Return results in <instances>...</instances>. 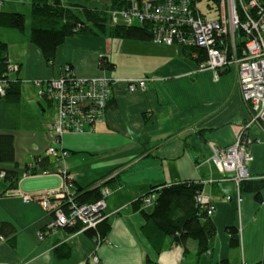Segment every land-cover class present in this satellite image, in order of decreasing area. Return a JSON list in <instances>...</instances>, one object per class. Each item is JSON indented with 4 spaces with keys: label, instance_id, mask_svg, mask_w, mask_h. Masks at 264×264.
Masks as SVG:
<instances>
[{
    "label": "crops",
    "instance_id": "1",
    "mask_svg": "<svg viewBox=\"0 0 264 264\" xmlns=\"http://www.w3.org/2000/svg\"><path fill=\"white\" fill-rule=\"evenodd\" d=\"M62 2L81 4L80 0ZM103 3L94 0L91 6ZM0 9L27 14L29 6L24 0H6ZM0 40L9 45L8 59L20 64L19 71L11 74L21 81L20 98L0 99V133L15 138L21 172L18 186L27 192L57 188L61 179L56 172L68 169L76 173L77 190L85 192L103 179L112 189L106 207L110 228L101 234L100 243L82 228L50 230L54 216L37 201L1 195L0 264H144L148 254L160 264H219L222 259L229 264H253L264 257V200L244 190L239 201L236 183L224 180L232 173H221L212 159V143L218 147L232 144L250 115L251 106L242 98L234 66L216 76L212 69L200 70L199 62L182 46L152 40L149 45L123 43L122 38L104 34L71 37L50 62L30 41L28 29L0 26ZM132 53L137 59H130ZM103 61L112 68L102 66ZM69 63L80 76L118 80L105 120L93 131L63 135L61 146L70 153L64 159L50 156L44 174L37 162L54 142L51 126L58 110L39 91ZM146 76L154 77L147 90H129L128 79ZM36 79L40 85L34 83ZM251 134L262 142L252 145L248 171L252 179L264 180V133L252 129ZM26 165L36 167L38 174L23 178ZM209 178L215 181L206 183ZM186 181H202L201 188L216 202L212 219L217 233L212 248L199 255L194 239L183 245L167 237L164 249L155 253L142 232L143 209L151 211L154 204L145 203L143 196L156 186ZM0 187L4 191L5 185ZM3 223L11 228L2 231ZM230 227L240 231L239 246L231 245Z\"/></svg>",
    "mask_w": 264,
    "mask_h": 264
},
{
    "label": "built area",
    "instance_id": "2",
    "mask_svg": "<svg viewBox=\"0 0 264 264\" xmlns=\"http://www.w3.org/2000/svg\"><path fill=\"white\" fill-rule=\"evenodd\" d=\"M202 3L206 9L202 8ZM213 11L217 13L216 18H210ZM111 16L113 23H149L154 42L205 50L192 54L195 58L204 57L205 60L199 62L200 70L212 69L218 76L229 66L236 68L238 88L243 100L250 103V115L232 144L218 147L212 143V159L221 172L239 171L238 185L242 180L252 178L246 162L253 159L252 145L262 142L261 137L251 134L252 127L258 125L264 133V0H128L127 7L112 10ZM19 68L18 62L7 59L6 71L0 77V98L6 97L7 87L15 80L11 74ZM104 77L80 76L71 64H64L60 75L49 79L40 89L39 94L53 102L58 110L51 126L55 138L47 149L49 156L66 158L69 151L61 146L64 134L90 132L105 120L115 81ZM152 80L154 77L151 76L130 78L128 88L145 91ZM34 83L40 85L41 81L36 79ZM56 174L61 179L57 188L27 192L17 187L8 194L20 196L25 201H37L51 212L54 219L50 230L80 223L84 230L94 228L96 241L102 242L99 224L108 216L107 197L112 193L106 179L95 184L100 186L98 199L81 203L77 201L76 173L62 169ZM34 175L30 168L23 178ZM0 176L4 177L5 171ZM155 198L153 192L144 197V202L154 204ZM237 198L242 199L239 186ZM195 199L197 206L213 217L216 202L212 195L201 188ZM94 259L99 261L97 256Z\"/></svg>",
    "mask_w": 264,
    "mask_h": 264
},
{
    "label": "trees",
    "instance_id": "3",
    "mask_svg": "<svg viewBox=\"0 0 264 264\" xmlns=\"http://www.w3.org/2000/svg\"><path fill=\"white\" fill-rule=\"evenodd\" d=\"M4 1L6 0H0V5ZM24 1L29 6L27 14L0 9V26L16 28L23 32L28 29L30 41L42 50L44 58L49 62L55 59L59 46L77 34L103 33L112 38L153 41L152 25L147 22L132 24L112 22L111 11L127 7L128 0H103L104 3L100 7L77 4V7H81L79 10L65 5L62 0ZM28 19L30 24L27 23ZM8 47L7 42L0 40V77L7 68ZM184 49H188L190 54L196 51L199 53L206 52L199 50L198 47ZM203 58L200 55L196 60L201 62L205 60ZM102 66L112 68V64L105 63V61L102 62ZM20 95L21 81L19 79L11 81L7 87L6 97L11 100H18ZM40 158L41 160L37 163L43 167V170H48L50 156L46 155ZM40 158L36 157L35 159ZM0 164L4 165L0 169V173L5 171V176H0V186L5 185L4 191H0L1 196L17 188L21 178V172L17 169L15 138L12 134L0 133ZM26 168V170L31 168L34 173L37 170L36 167L33 168L28 165ZM199 189H201V184L197 181H186L162 188L156 186L150 193L144 195L149 196L153 192L156 193L153 209L151 211L143 209L145 223L142 226V232L155 253H161L167 237H172L176 243L183 245L187 243L188 239H194L197 242L199 255L211 250L217 228L212 217L207 216L206 211L197 206L195 196ZM241 189L242 191L254 192L258 201L264 200L263 179H245L241 183ZM100 194V186L97 185L85 192L78 189L77 201L81 203L91 202L98 199ZM106 219L99 224V232L102 235L106 234L110 228ZM10 228L9 224L3 223L2 231ZM65 228L76 231L82 228V225L78 223L74 227ZM229 230L231 232V245L233 247L239 246L241 244L239 229L230 227ZM86 231L93 237L97 234L94 228L86 229ZM144 264L160 263L148 254ZM219 264H229V261L222 259ZM253 264H264V257Z\"/></svg>",
    "mask_w": 264,
    "mask_h": 264
},
{
    "label": "rangeland",
    "instance_id": "4",
    "mask_svg": "<svg viewBox=\"0 0 264 264\" xmlns=\"http://www.w3.org/2000/svg\"><path fill=\"white\" fill-rule=\"evenodd\" d=\"M94 0H80V2H81V5H85V6H90L91 4H92V2H93ZM3 6V5H2ZM69 6H72L73 8H75L76 10H79L81 7H77L78 5H72V3H69ZM202 8L203 9H206V5L204 4V3H202ZM1 8H6V6L4 5L3 7H1ZM18 12H22V13H24V12H26V11H18ZM217 17V13H216V11H213L212 13H210V18H216ZM27 23H29V19L27 20ZM137 23V22H136ZM29 31H30V29H29ZM101 34H103V33H100V34H96L95 33V35H101ZM76 36V35H75ZM71 38V37H70ZM69 38V39H70ZM69 41V40H68ZM122 41H124L123 43H134V44H137V43H143V44H145V45H149V43H152V42H150V41H143V42H141V40H135V39H123ZM155 43H157V42H155ZM158 44H162V43H158ZM162 45H165V44H162ZM121 49H124V47L122 48L121 47ZM121 53V51L118 53V54H120ZM132 54H134L130 59H137V57H136V53H132ZM120 58L121 59H124L125 58V56L123 55V53H122V55H120ZM84 77H104V76H84ZM107 77H111V78H113L114 80L113 81H117L118 80V78H114V77H112V76H107ZM105 78V77H104ZM114 82V83H115ZM55 111H57V109H56V107H55ZM58 116V115H57ZM252 129L253 130H260V127L258 126V125H254L253 127H252ZM93 131V130H92ZM66 134H68V133H66ZM73 134H79V133H73ZM65 135V134H64ZM253 155V154H252ZM246 167H247V162H246ZM219 170V169H218ZM220 171V170H219ZM247 171H248V167H247ZM221 172V171H220ZM249 172V171H248ZM221 173H223V174H229V173H232V175L230 176V177H228V176H225V178H224V180H228V179H231V180H233L235 183H236V186H237V188H238V186L240 187V189H241V183L244 181V180H242L240 183H239V185L237 184V177L239 176V171H236V170H233V171H225V172H221ZM215 181V179L214 178H209V179H206V182L207 183H213ZM202 182V181H201ZM241 192H242V189H241ZM145 197V196H144Z\"/></svg>",
    "mask_w": 264,
    "mask_h": 264
},
{
    "label": "bare ground",
    "instance_id": "5",
    "mask_svg": "<svg viewBox=\"0 0 264 264\" xmlns=\"http://www.w3.org/2000/svg\"><path fill=\"white\" fill-rule=\"evenodd\" d=\"M234 161H235V159H234Z\"/></svg>",
    "mask_w": 264,
    "mask_h": 264
}]
</instances>
